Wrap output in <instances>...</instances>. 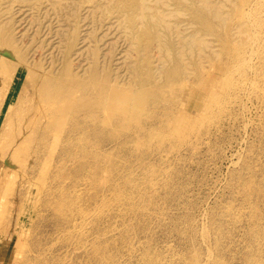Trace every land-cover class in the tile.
Returning a JSON list of instances; mask_svg holds the SVG:
<instances>
[{
    "label": "rangeland",
    "instance_id": "obj_1",
    "mask_svg": "<svg viewBox=\"0 0 264 264\" xmlns=\"http://www.w3.org/2000/svg\"><path fill=\"white\" fill-rule=\"evenodd\" d=\"M119 1L0 0V264H264V0Z\"/></svg>",
    "mask_w": 264,
    "mask_h": 264
},
{
    "label": "bare ground",
    "instance_id": "obj_2",
    "mask_svg": "<svg viewBox=\"0 0 264 264\" xmlns=\"http://www.w3.org/2000/svg\"><path fill=\"white\" fill-rule=\"evenodd\" d=\"M144 3H146V2H144ZM143 3V0H120L119 1V3H117V6L124 12V14L125 15H127L128 17H127V21L129 22V23H131L132 21H133V19H134V14H135V11H138L139 9L140 10H143V12H145L146 11V4H144ZM148 6V5H147ZM149 8V7H148ZM147 8V10H149ZM153 9V8H152ZM155 10V9H154ZM157 11V10H156ZM149 12V11H148ZM151 12V11H150ZM149 12V13H150ZM155 12V11H154ZM146 13H147V11H146ZM148 13V14H149ZM157 13H158V11H157ZM156 13V14H157ZM137 14V13H136ZM155 14V13H154ZM132 15H133V17H132ZM138 15V14H137ZM140 15H141V13H140ZM140 15H139V17H140ZM153 15V14H152ZM161 15V14H160ZM163 15V14H162ZM161 15V16H162ZM142 16H143V14H142ZM164 16H165V13H164ZM164 16H162V19H163V17ZM136 18V17H135ZM141 18V17H140ZM143 18V17H142ZM159 18H161V17H159L158 16V21H159ZM152 19V18H151ZM150 19V20H151ZM165 19V18H164ZM145 20V19H144ZM152 20H154V19H152ZM151 20V21H152ZM159 23H160V21H159ZM162 23V22H161ZM164 23V25L166 24L165 22H163ZM133 25V24H132ZM163 25V24H162ZM167 25V24H166ZM165 25V26H166ZM164 26V27H165ZM167 27V26H166ZM132 28H134V26L132 27ZM169 28V27H168ZM158 29V28H157ZM134 31V30H133ZM170 32V31H169ZM137 33V32H136ZM136 35V34H135ZM134 35V36H135ZM138 36V35H137ZM158 36V35H157ZM144 38V39H143ZM142 39H141V41L142 42H144V43H147L148 42V39H147V37H143ZM195 39H196V37H195ZM198 39V38H197ZM1 44V43H0ZM175 73V72H174ZM37 88V87H36ZM9 124V123H8ZM10 124H12V122L10 123ZM10 124L8 125V126H10Z\"/></svg>",
    "mask_w": 264,
    "mask_h": 264
},
{
    "label": "water",
    "instance_id": "obj_3",
    "mask_svg": "<svg viewBox=\"0 0 264 264\" xmlns=\"http://www.w3.org/2000/svg\"><path fill=\"white\" fill-rule=\"evenodd\" d=\"M3 55L6 57H10V55L8 53H4Z\"/></svg>",
    "mask_w": 264,
    "mask_h": 264
}]
</instances>
